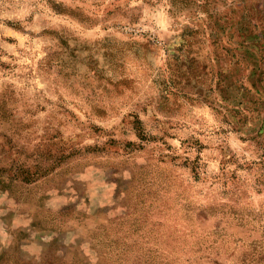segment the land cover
Instances as JSON below:
<instances>
[{"label": "rangeland", "instance_id": "374dc122", "mask_svg": "<svg viewBox=\"0 0 264 264\" xmlns=\"http://www.w3.org/2000/svg\"><path fill=\"white\" fill-rule=\"evenodd\" d=\"M0 264H264V0H0Z\"/></svg>", "mask_w": 264, "mask_h": 264}]
</instances>
